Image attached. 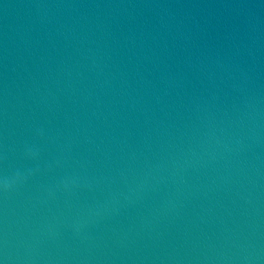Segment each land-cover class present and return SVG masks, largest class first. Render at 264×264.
Segmentation results:
<instances>
[{"label": "water", "instance_id": "water-1", "mask_svg": "<svg viewBox=\"0 0 264 264\" xmlns=\"http://www.w3.org/2000/svg\"><path fill=\"white\" fill-rule=\"evenodd\" d=\"M0 264H264V0H0Z\"/></svg>", "mask_w": 264, "mask_h": 264}, {"label": "clouds", "instance_id": "clouds-1", "mask_svg": "<svg viewBox=\"0 0 264 264\" xmlns=\"http://www.w3.org/2000/svg\"><path fill=\"white\" fill-rule=\"evenodd\" d=\"M10 186H11V182L5 181V184H4L5 190H7Z\"/></svg>", "mask_w": 264, "mask_h": 264}]
</instances>
